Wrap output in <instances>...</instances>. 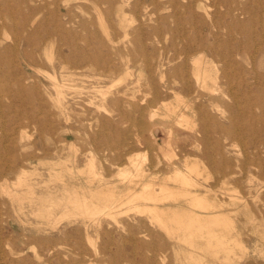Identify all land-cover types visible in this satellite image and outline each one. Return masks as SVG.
I'll return each instance as SVG.
<instances>
[{
    "label": "rangeland",
    "instance_id": "1",
    "mask_svg": "<svg viewBox=\"0 0 264 264\" xmlns=\"http://www.w3.org/2000/svg\"><path fill=\"white\" fill-rule=\"evenodd\" d=\"M259 3L0 0V170L10 169L0 173V264H264ZM199 59L217 76L206 89L195 82ZM91 158L121 198L118 215H102L96 228L83 208L63 212L42 202L48 192L61 194L54 174L80 192L97 189L100 182L89 186L80 175ZM177 170L188 174L184 182ZM144 183L154 200L131 202ZM218 214L220 222L206 221ZM212 233L226 249L216 248Z\"/></svg>",
    "mask_w": 264,
    "mask_h": 264
},
{
    "label": "bare ground",
    "instance_id": "2",
    "mask_svg": "<svg viewBox=\"0 0 264 264\" xmlns=\"http://www.w3.org/2000/svg\"><path fill=\"white\" fill-rule=\"evenodd\" d=\"M259 6L261 7V9H263L264 10V0H260V3H259ZM4 15L2 14V9L0 8V22H1V20H3L4 18ZM110 30V29H109ZM118 30V29H117ZM115 31V30H114ZM128 31V30H127ZM156 32H157V30H155ZM8 35V34H7ZM168 37V36H167ZM24 40H28V37H22V38H20V39H18V44L20 45L21 44V42L23 41L24 42ZM196 53V52H195ZM52 54V53H51ZM197 54V53H196ZM53 55V54H52ZM46 56V55H45ZM49 56H51V55H49ZM253 56V55H252ZM48 57V56H47ZM52 57V56H51ZM50 57V58H51ZM49 58V59H50ZM47 60H48V58H47ZM226 61V60H225ZM196 68H195V72H194V76H195V82L198 84V86L201 88V87H203V88H208V83L209 82H211V83H216V80H217V76H216V74L214 73V69L213 70H211L210 69V67H209V64L208 65H203L202 64V61L199 59L198 61H196ZM78 67V66H77ZM63 68V67H62ZM37 72V71H36ZM43 72V71H42ZM38 73V72H37ZM44 73V72H43ZM47 74V73H46ZM51 74V73H50ZM218 74V73H217ZM224 77H225V75H224ZM91 79V78H90ZM54 80V79H53ZM53 82H55V80L53 81ZM66 82V81H65ZM58 83V82H57ZM62 85V84H61ZM56 86V85H55ZM112 86V85H111ZM53 87V86H52ZM62 87V86H61ZM65 88V87H64ZM75 88V87H74ZM80 89V88H79ZM212 89V88H211ZM96 90V89H95ZM98 90V89H97ZM106 90H108V89H106ZM99 91V90H98ZM104 91H105V89H104ZM96 92V91H95ZM100 92V91H99ZM103 92V91H102ZM101 92V93H102ZM196 92V91H195ZM104 93V92H103ZM104 95V94H103ZM142 101V100H141ZM62 106V105H61ZM57 107H59V106H57ZM56 107V108H57ZM100 109V108H99ZM186 109V108H185ZM156 110V109H155ZM155 110H154V112H155ZM108 112V111H107ZM106 112V113H107ZM109 113V112H108ZM155 114L153 113V115H149V116H154ZM71 116V115H70ZM181 119H182V114H181ZM179 117V118H180ZM184 118H185V116H184ZM149 119H151V118H149ZM183 120V119H182ZM187 120H188V118H187ZM67 121H69V120H67ZM186 121V120H185ZM102 124V123H101ZM188 124V123H187ZM177 125H178V123H177ZM90 127V126H89ZM185 127V126H184ZM185 128H187V126L185 127ZM101 129V128H100ZM158 131V130H157ZM139 142V141H138ZM167 145V144H166ZM170 148V147H169ZM162 149V148H161ZM170 150H172V149H170ZM173 151V150H172ZM163 156H165V155H168V152L166 151V150H164L163 151ZM145 159H146V157H145ZM144 159V160H145ZM158 160V159H157ZM129 162V161H128ZM142 162L143 161H141V164H142ZM37 163V162H36ZM133 163V166L132 167H137L138 165H137V163L135 162V161H132L131 160V164ZM140 163V162H139ZM197 163V162H196ZM130 164V165H131ZM140 164V165H141ZM112 166V165H111ZM202 166H204V165H202ZM117 167V166H116ZM122 167H124V166H122ZM125 167H127V166H125ZM188 168H189V165L187 166ZM204 168V167H203ZM138 169V168H137ZM37 170V169H36ZM197 170V169H196ZM3 171H7V172H9L10 171V169L8 170H6V169H3V170H0V173H2ZM72 170L71 169H69V174H70V176L73 178V175H72V172H71ZM122 171V170H121ZM135 171V170H134ZM137 171V170H136ZM138 171H139V169H138ZM137 171V172H138ZM118 172V171H117ZM126 172V171H125ZM125 172H121V174H120V176H119V174H118V176L119 177H121V175L122 174H124ZM128 172V171H127ZM129 172H131V170L129 171ZM140 172V171H139ZM118 173H120V171L118 172ZM21 174H23V172L21 173ZM83 174H87V184L89 185V186H92V184L93 183H95V180L96 181H98V182H100V184L97 186V189H89V190H87V191H85V190H83L82 192H80L79 191V189L78 188H76V187H74V185H71V184H68V182H65V180L63 179V177L62 176H60V175H58V174H54L53 175V180H54V182H60L61 183V194H60V196H58L57 198H53L52 197V193L51 192H48V196H47V198L46 199H44L42 202L44 203V204H46V206L47 207H49V209H52L53 207H62L63 209H64V211L63 212H67V209H68V207L69 206H72L73 208H78V209H80V208H83V209H85V212H86V217H88L91 221H92V224H93V226H95V228L96 227H98L99 226V222H100V218H101V216L102 215H106V216H109V218H110V215H112L114 212H116L117 211V209H118V204H119V202H120V199L121 198H115V197H113L114 196V188H112L111 186H109V184H107V183H103L102 182V178H100L99 179V177L97 176V174L95 173V161H94V159L93 158H91V159H89V161L87 162V164H86V166H85V168H84V170H82V171H80V175H83ZM117 174V173H116ZM131 174V173H130ZM141 175H140V177H141V179H143V178H145L146 176H147V172H146V170H143L142 169V171H141V173H140ZM190 174V173H189ZM127 175V174H126ZM186 175H188V174H186ZM186 175L184 174L183 175V173L179 170H177V171H175V174H174V178H175V180H182V182H184L188 177H186ZM124 176H125V174H124ZM124 176H123V178H124ZM133 176V175H132ZM132 176L130 177V179L132 178ZM190 176V175H189ZM40 177V176H39ZM133 177H135V176H133ZM17 178V177H16ZM111 179H112V177H110ZM122 178V177H121ZM125 178H128L127 176L125 177ZM124 178V179H125ZM136 178V177H135ZM191 178V177H190ZM254 178V177H253ZM124 179H122V181L124 182ZM171 179V178H170ZM204 179V178H203ZM206 179V178H205ZM50 180V179H49ZM191 180V179H190ZM7 181V180H6ZM192 181V180H191ZM12 182V181H11ZM121 182V181H120ZM194 182V181H193ZM192 182V183H193ZM132 183V182H131ZM47 184V183H46ZM157 184V183H156ZM194 185H195V183H193ZM44 185V184H43ZM229 185V184H228ZM17 186H19V187H22V186H26V195L27 196H29V197H31L33 194H34V192L32 191V187L29 185V184H27L25 181H23L22 179H21V177L19 176L18 177V183H17ZM36 186V185H35ZM112 186H114V184L112 185ZM195 186H197V185H195ZM152 186H151V184L150 183H144L143 185H142V187H141V189L137 192V193H135V194H133L131 197V202H133L134 203V201L135 200H141L142 202H148V201H153L154 199L152 198V195H151V191H150V188H151ZM159 188H160V192L161 193H167V189H166V186H165V184H159ZM0 189L1 190H4V187L1 185V187H0ZM175 190V189H174ZM185 190H186V188H185ZM236 190V189H235ZM238 190V189H237ZM5 191V190H4ZM128 191H131V190H128ZM133 191V190H132ZM131 191V192H132ZM181 191V190H180ZM187 191V190H186ZM178 192V191H177ZM182 192V191H181ZM190 192V191H189ZM189 192H183V195L184 196H187V197H189V200H190V202H191V204L192 205H194V206H202L203 207V205H204V201H203V199L202 198H200V197H198V196H194V195H192L191 193H189ZM126 193V192H125ZM129 192H127L126 194H128ZM169 193H172V192H169ZM168 193V194H169ZM174 193V192H173ZM179 193V192H178ZM124 194V193H123ZM125 194V195H126ZM182 194V193H181ZM117 195V194H116ZM162 195V194H161ZM164 195H166V194H164ZM164 195H162V196H164ZM204 195H206V193L204 194ZM182 196V195H181ZM202 196H203V194H202ZM201 196V197H202ZM40 197V196H39ZM120 197V196H119ZM123 197H125V196H123ZM155 198V197H154ZM167 198V197H166ZM168 198H170V196L168 197ZM230 198H232V197H230ZM236 198V197H235ZM31 199V198H30ZM41 199V198H40ZM156 199H157V195H156ZM155 199V200H156ZM162 199V198H161ZM234 199V198H233ZM126 200H127V198H126ZM230 200V199H229ZM234 200H237V199H234ZM129 201V202H130ZM29 202V201H28ZM41 202V203H42ZM128 202V201H127ZM162 202V201H161ZM40 203V202H39ZM40 203V204H41ZM31 204V203H30ZM234 204V203H233ZM29 205V204H28ZM123 205V204H122ZM127 205V204H126ZM224 205V204H223ZM234 205H232V207H233ZM137 207V206H136ZM145 207H146V205H145ZM207 207L208 208H213V206L212 205H207ZM228 207V206H227ZM229 207H231V206H229ZM30 208V207H29ZM140 208V207H139ZM197 208V207H196ZM22 209V208H21ZM47 209V208H46ZM48 209V210H49ZM141 209H143V207L141 208ZM24 210V209H23ZM22 210V211H23ZM37 210H39V209H37ZM47 210V211H48ZM92 210H94V211H98L97 213H94V211L92 212ZM152 210H153V212H156L157 213V208L156 207H154V208H152ZM125 211V210H124ZM128 211V209L126 210V214L128 213L127 212ZM166 211H168V210H166ZM38 212V211H37ZM50 212V211H49ZM84 212V213H85ZM130 212V211H129ZM178 212H179V210H178ZM222 212V211H221ZM231 212H233V211H231ZM236 212V211H235ZM24 213V212H23ZM53 213V211L52 212H50V214L49 215H51ZM71 213V212H70ZM161 214H165V211H162V212H160ZM223 213V212H222ZM234 213V212H233ZM34 214V213H33ZM40 214V213H39ZM62 214V213H61ZM61 214H60V216H61ZM68 214V213H67ZM114 214H116V213H114ZM154 214V213H153ZM193 214V215H192ZM224 214V213H223ZM230 214V213H229ZM84 215V214H83ZM118 215V213L116 214V216ZM121 215V214H120ZM155 215V214H154ZM199 215V214H198ZM198 215L197 214H195V213H191V216L195 219V220H198ZM227 215V214H226ZM48 216V215H47ZM115 216V217H116ZM201 216H204V215H201ZM207 216V215H206ZM157 217H158V215H157ZM200 217V216H199ZM224 217V216H223ZM221 215H210V216H208V218L206 219V221L208 222V223H218V222H220L221 220H223L224 218H223ZM228 217H230V216H228ZM4 218V217H3ZM50 218V217H49ZM58 218V217H57ZM74 218V217H73ZM159 218V217H158ZM157 218V219H158ZM183 218V217H182ZM223 218V219H222ZM69 219V218H68ZM116 219V218H115ZM201 219V218H200ZM2 220V219H1ZM85 220V219H84ZM154 220H156L155 218H154ZM188 220V219H187ZM186 220V221H187ZM233 220V219H232ZM159 221V220H158ZM184 222V221H183ZM203 222V221H202ZM228 222V221H227ZM165 223V222H164ZM38 224V223H37ZM160 224V223H159ZM161 224H162V221H161ZM189 224V223H188ZM187 224V225H188ZM121 225V224H120ZM181 225V224H180ZM186 225V224H185ZM191 225V224H190ZM197 225V227H198V224H196ZM214 225V224H213ZM232 225V224H231ZM53 226V225H52ZM161 226V225H160ZM163 226V225H162ZM178 226V225H177ZM184 226V225H183ZM194 226H195V224H194ZM164 227V226H163ZM188 227H189V225H188ZM192 226H190V228H191ZM212 227H215V226H212ZM222 227H224V225L222 226ZM165 228V227H164ZM166 228H167V226H166ZM165 228V229H166ZM209 228V227H208ZM211 228V227H210ZM210 228L208 229V230H210ZM216 228V227H215ZM219 228V227H218ZM221 228V227H220ZM229 228H230V226H229ZM232 228H234V227H232ZM175 229H177V228H175ZM193 229V228H192ZM191 229V230H192ZM197 229V228H196ZM196 229L194 230L195 231V233L197 232L196 231ZM204 229V228H203ZM207 229V228H206ZM224 229V228H223ZM88 229L86 228V231H87ZM124 230V229H123ZM178 230H180V229H178ZM187 230H189V229H187ZM186 230V232H189V231H187ZM205 230V229H204ZM203 231V230H202ZM213 231V230H212ZM219 231V230H218ZM173 232H174V230H173ZM193 232V231H192ZM192 232H190L191 234H192ZM199 233H201L200 232V230L198 231ZM204 232V231H203ZM206 232V231H205ZM210 232V231H209ZM214 232V231H213ZM169 234V233H168ZM189 234V233H188ZM194 234V233H193ZM193 234H192V236H193ZM206 234V233H205ZM210 234V233H209ZM215 234H216V232H215ZM217 234H218V232H217ZM185 235V234H184ZM196 235V234H195ZM213 235V236H212ZM169 236H170V234H169ZM191 236V237H192ZM205 236V235H204ZM211 236L212 237H214V239H215V243H216V248L217 247H219V248H225L226 249V243L224 242V239L223 238H221L222 236H218V235H214V233H212L211 234ZM196 237V236H195ZM200 237H201V235H200ZM201 238H203V236L201 237ZM205 238V237H204ZM209 238V237H208ZM208 238H207V240H208ZM89 239V238H88ZM187 239V238H186ZM188 239H190V238H188ZM195 239H197V238H195ZM200 239V238H199ZM90 240V239H89ZM191 240V239H190ZM204 240V239H203ZM206 240V242H208ZM232 242L231 243H233V240H236L234 237H233V240L232 239H230ZM183 241H186L185 240V238H183ZM91 242V241H90ZM230 242V241H229ZM257 242V241H256ZM190 243H191V241H190ZM193 243V242H192ZM209 243V242H208ZM214 243V242H213ZM93 245H94V241H93V243H92ZM189 244V243H188ZM207 244V243H206ZM210 244H211V242H210ZM236 244H238V242H236L235 241V246L237 247L238 245H240L241 243H239L238 245H236ZM93 245H91V247H94ZM242 245V244H241ZM241 245H240V247L239 248H241ZM244 245V244H243ZM256 245V244H255ZM33 246V245H32ZM203 246V245H202ZM206 246V245H205ZM204 246V247H205ZM215 246V245H214ZM213 246V247H214ZM229 246V245H228ZM227 246V247H228ZM232 246V245H231ZM208 247H210V246H208ZM230 247V246H229ZM255 247V246H254ZM231 248V247H230ZM243 248H245V247H243ZM247 248V247H246ZM94 249H95V247H94ZM205 249V248H204ZM210 249V251H211V249H212V247L211 248H209ZM215 249V248H214ZM232 249V248H231ZM235 249V248H234ZM233 249V250H234ZM248 249V248H247ZM237 250V249H236ZM235 250V251H236ZM263 250V249H262ZM205 251L207 252L208 250L207 249H205ZM204 251V252H205ZM213 251V250H212ZM211 251V252H212ZM215 251H216V249H215ZM215 251H214V253H215ZM242 252H243V250H241ZM261 251V250H260ZM264 251V250H263ZM97 252V251H96ZM191 252V251H190ZM201 252H203V249L201 250ZM217 252V251H216ZM223 252H225V251H223ZM222 252V253H223ZM227 252V251H226ZM225 252V253H226ZM228 252H230V250L228 249ZM227 252V253H228ZM246 252V251H245ZM249 252V251H248ZM253 252V251H252ZM258 252H259V249H258ZM234 253V252H233ZM255 253V252H254ZM176 254H177V252H176ZM208 254H209V252H208ZM215 254H217L218 256H219V254H218V252L217 253H215ZM235 254V253H234ZM244 254V253H243ZM246 254V253H245ZM244 254V255H245ZM248 254V253H247ZM188 255V254H187ZM190 255V254H189ZM199 255V254H198ZM207 255V254H206ZM216 255V256H217ZM231 255V254H230ZM261 255H262V253H261ZM225 256H226V254H225ZM243 255H241V257H242ZM201 257V256H200ZM199 257V258H200ZM212 257H213V255H212ZM244 257V256H243ZM226 258V257H225ZM238 258V257H237ZM203 259V258H202ZM205 259V258H204ZM218 259V258H217ZM186 260V259H185ZM222 260H224L223 258H222ZM232 260V259H231ZM239 260H242V259H239ZM187 262V261H186ZM195 262H197V261H195ZM200 263H202V261L200 262Z\"/></svg>",
    "mask_w": 264,
    "mask_h": 264
}]
</instances>
